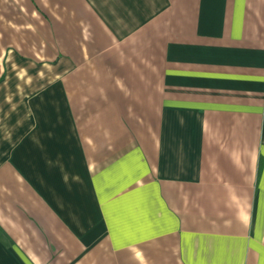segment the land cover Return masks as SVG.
I'll use <instances>...</instances> for the list:
<instances>
[{
    "label": "crops",
    "instance_id": "crops-1",
    "mask_svg": "<svg viewBox=\"0 0 264 264\" xmlns=\"http://www.w3.org/2000/svg\"><path fill=\"white\" fill-rule=\"evenodd\" d=\"M0 264H264V0H0Z\"/></svg>",
    "mask_w": 264,
    "mask_h": 264
}]
</instances>
